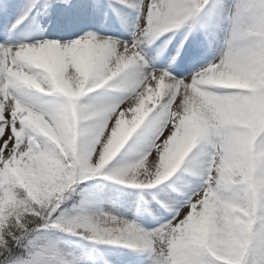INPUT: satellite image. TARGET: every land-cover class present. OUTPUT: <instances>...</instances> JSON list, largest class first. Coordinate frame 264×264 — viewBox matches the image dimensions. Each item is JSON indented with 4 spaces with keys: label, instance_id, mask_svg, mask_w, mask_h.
Wrapping results in <instances>:
<instances>
[{
    "label": "snow or ice",
    "instance_id": "6c2138e0",
    "mask_svg": "<svg viewBox=\"0 0 264 264\" xmlns=\"http://www.w3.org/2000/svg\"><path fill=\"white\" fill-rule=\"evenodd\" d=\"M208 4L209 0H107L92 6L95 11L110 10L121 20L126 15L123 8L131 7L136 12L131 40L76 30L71 24L46 29L33 15L41 0H28L23 6L8 31L29 20V34L43 42L0 43V264H50L44 257L47 245L33 246L29 224L41 216L42 222L52 224L60 195L85 173L105 169L150 114L149 125L157 123L158 130L144 158L108 178L140 188L159 185L200 139L211 137L209 159L195 172L202 182L193 185L177 177L170 187L183 199L172 208L171 219L154 232H142L115 217L73 220L68 230L83 229L104 243L151 249L157 264H260L264 0H237L228 10L224 45L202 69L178 78L157 67L155 57L146 59V47L161 35H175ZM75 7L73 0H43L37 15L62 19ZM172 35L156 57L166 51ZM187 38L186 33L169 67ZM109 82L118 96L97 91L80 102ZM237 195L239 201L233 199ZM221 202L242 209L247 228L243 249L216 242L223 226Z\"/></svg>",
    "mask_w": 264,
    "mask_h": 264
},
{
    "label": "rangeland",
    "instance_id": "374dc122",
    "mask_svg": "<svg viewBox=\"0 0 264 264\" xmlns=\"http://www.w3.org/2000/svg\"><path fill=\"white\" fill-rule=\"evenodd\" d=\"M27 2L28 0H0V37L2 36L0 43H3L6 39H10L11 43L21 41L28 44L34 43V41L24 37L27 29L29 30L30 28L29 20H27V24L22 23L18 25L14 31H8L12 23L15 22V19L22 13L23 6ZM106 2L107 0H73V4L76 5L73 10L66 13L62 19L57 16H53L50 19L48 16L37 15V11H42L43 0H41V5L37 6V9L33 11V15H37L36 19L41 23V27L46 29L55 27L58 24H71L76 30L84 29L85 31H91L106 37H113L116 40H131L136 12L130 7V11L127 12L129 16L126 22H122L120 19L119 24L112 27L109 23V19L113 16L111 11L107 10V13L104 9L95 11L92 7L96 3L105 4ZM236 3L237 0H209V4L199 13L194 21L186 22L185 26L175 30V35H172V33L161 35L151 45L146 47V59L155 57L157 67L167 69L170 74L178 78L189 75L197 69H202L222 49L229 31V23L226 19L227 12ZM189 23L192 24L190 31L188 30ZM186 33L188 38L184 43V47L179 57L169 67L171 57L173 56L171 52H176L180 42L184 40ZM169 35H172V39L166 51L156 57V52L163 42L168 39ZM111 83L109 82V84L102 86L101 89L94 90L93 93L81 97L80 102L84 103L90 95L95 94L97 91H108L113 97L118 96L119 93L109 87ZM37 95L42 94L38 93ZM46 98L52 99L51 97ZM147 106L146 104L145 107ZM149 118H146L145 122L132 133L113 159L109 161V164L117 161L118 165L129 166L144 158L148 141L158 130L157 123L149 125ZM165 135H167V130ZM210 142L211 137L200 139L170 177L161 181L159 185H153L154 187L146 192L145 201L138 197L135 199V196L131 197V195L123 191L97 189L100 194L99 201L95 202L92 199L90 205H87L83 211L86 212L88 218L93 220L98 217H115L117 220L131 222L142 232L150 233L160 229L171 219L173 214L172 208L183 199V196L179 192L170 187L177 177H184L186 182L193 185H199L202 182L200 176L196 175L195 172L201 170L209 159L207 152ZM123 149H125L124 155L122 154ZM112 165L114 167L117 166L116 164ZM165 192L169 194L167 198L164 197ZM64 195L69 197L70 194ZM152 195H157L158 200H155ZM64 205L60 201L58 208H62ZM65 231L66 229L56 230L58 235L54 237L58 239V243L52 242L44 253V257L50 264H104L100 259L101 257L109 264H157V256L153 250L143 247H131L123 242L115 243L117 245V249L115 250L109 247L108 249L112 250V252H104V254L96 251L97 254H90L80 245L74 246L72 242L68 243L65 240H59ZM80 237L82 236L80 235ZM145 251L146 254L144 255ZM160 259H163V257H160ZM262 259L264 262V258Z\"/></svg>",
    "mask_w": 264,
    "mask_h": 264
},
{
    "label": "trees",
    "instance_id": "16d2710c",
    "mask_svg": "<svg viewBox=\"0 0 264 264\" xmlns=\"http://www.w3.org/2000/svg\"><path fill=\"white\" fill-rule=\"evenodd\" d=\"M124 153L125 149L122 150L123 155ZM112 164H116L117 166L114 167ZM126 167L128 166L118 165L117 161H113L110 164L108 163V165L105 166V169H102L100 173H85L82 177H80L76 181V183H74L70 188L65 190L67 192H64L60 195L58 205L60 201L63 202L65 205L62 208L57 207L55 212L56 218L55 220H53L52 224L42 222V216L41 218L36 219L35 224H29L28 227L33 229V246L38 248L47 245L48 247L52 244V242L58 243V239L54 237L58 235L56 233V230L66 229V231L63 232V236L59 238V240H65L68 243L72 242L74 243V246L80 245L84 249H86V252H89L90 254H97V252L102 251H104L105 253H109L112 252V250L117 249V245L115 244L113 245L110 243H104L99 240L92 239L91 233L86 232L83 229L69 231L67 225L70 221L79 220L88 216L86 212L83 211V209H85L87 205H90V201H92V199L95 202L99 201L100 194L97 189H112L117 191H123L131 195V197L135 196L136 199L137 197L141 198L144 192L149 191L153 188V186L151 188H140L126 181L122 183L118 180L108 178L109 175H111L113 172H116ZM68 193L70 194L69 197H67V195H64ZM28 217L31 219L32 214H28ZM57 223L61 224V226L55 227L54 225ZM80 235L83 238L80 237ZM95 244L98 246H95ZM109 247H112V250L108 249ZM133 257L135 258V256ZM100 259L101 261L103 260L102 257ZM257 260L260 261V264H264L262 257H257Z\"/></svg>",
    "mask_w": 264,
    "mask_h": 264
},
{
    "label": "clouds",
    "instance_id": "9594fccd",
    "mask_svg": "<svg viewBox=\"0 0 264 264\" xmlns=\"http://www.w3.org/2000/svg\"><path fill=\"white\" fill-rule=\"evenodd\" d=\"M233 79L239 86H246L244 81ZM233 199L239 201L241 197L237 195ZM218 211L223 226L219 229L220 235L216 242L230 248H245L247 245V228L241 217V207L236 203L221 202Z\"/></svg>",
    "mask_w": 264,
    "mask_h": 264
}]
</instances>
